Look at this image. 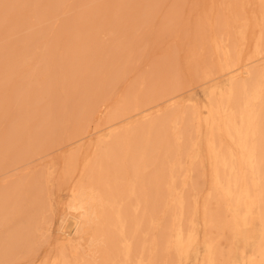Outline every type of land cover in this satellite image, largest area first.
I'll return each mask as SVG.
<instances>
[{"label": "rangeland", "instance_id": "374dc122", "mask_svg": "<svg viewBox=\"0 0 264 264\" xmlns=\"http://www.w3.org/2000/svg\"><path fill=\"white\" fill-rule=\"evenodd\" d=\"M0 264H264V0H0Z\"/></svg>", "mask_w": 264, "mask_h": 264}, {"label": "bare ground", "instance_id": "6f19581e", "mask_svg": "<svg viewBox=\"0 0 264 264\" xmlns=\"http://www.w3.org/2000/svg\"><path fill=\"white\" fill-rule=\"evenodd\" d=\"M81 215H83V214H81ZM71 221V220H70ZM76 225H77V223H76ZM75 228V227H74ZM69 235V234H68Z\"/></svg>", "mask_w": 264, "mask_h": 264}]
</instances>
